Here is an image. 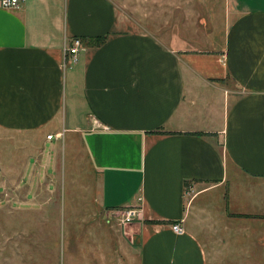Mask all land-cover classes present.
<instances>
[{"label":"crops","instance_id":"obj_1","mask_svg":"<svg viewBox=\"0 0 264 264\" xmlns=\"http://www.w3.org/2000/svg\"><path fill=\"white\" fill-rule=\"evenodd\" d=\"M222 4L159 36L112 0L0 8V131L75 138L110 217L85 224L82 264H264V0Z\"/></svg>","mask_w":264,"mask_h":264},{"label":"rangeland","instance_id":"obj_2","mask_svg":"<svg viewBox=\"0 0 264 264\" xmlns=\"http://www.w3.org/2000/svg\"><path fill=\"white\" fill-rule=\"evenodd\" d=\"M112 1L126 18L156 36L160 26L209 28L224 15L222 0ZM41 135L0 131V264H69L68 254L74 258L70 264H82L79 241L90 229L99 230L85 224L110 218L98 207L97 179L86 168L76 139L62 132L57 141L44 144ZM119 223L124 224L122 217Z\"/></svg>","mask_w":264,"mask_h":264},{"label":"built area","instance_id":"obj_3","mask_svg":"<svg viewBox=\"0 0 264 264\" xmlns=\"http://www.w3.org/2000/svg\"><path fill=\"white\" fill-rule=\"evenodd\" d=\"M26 0H0V8H18L21 7ZM82 46V41L78 37H74L70 39L68 42L65 41L64 44V52H63V66H67L70 64H74L78 61V53L80 47ZM52 136L49 134L47 138H51ZM135 208H128L122 214V221L126 223L131 221L136 216ZM171 228L176 233L183 232V228L179 223H172Z\"/></svg>","mask_w":264,"mask_h":264},{"label":"trees","instance_id":"obj_4","mask_svg":"<svg viewBox=\"0 0 264 264\" xmlns=\"http://www.w3.org/2000/svg\"><path fill=\"white\" fill-rule=\"evenodd\" d=\"M104 38H105V36H98V37H94V38H89L88 40H86L84 42H86V44L98 46L104 40Z\"/></svg>","mask_w":264,"mask_h":264}]
</instances>
